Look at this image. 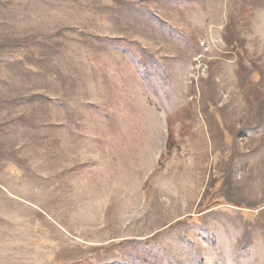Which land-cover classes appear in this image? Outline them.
<instances>
[{
  "label": "rangeland",
  "instance_id": "rangeland-1",
  "mask_svg": "<svg viewBox=\"0 0 264 264\" xmlns=\"http://www.w3.org/2000/svg\"><path fill=\"white\" fill-rule=\"evenodd\" d=\"M0 264H264V0H0Z\"/></svg>",
  "mask_w": 264,
  "mask_h": 264
}]
</instances>
